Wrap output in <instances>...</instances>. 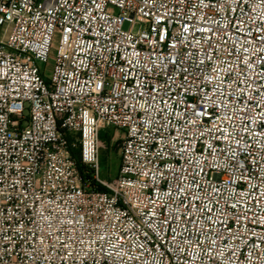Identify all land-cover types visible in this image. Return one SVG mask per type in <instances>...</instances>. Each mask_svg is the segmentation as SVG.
<instances>
[{
  "label": "built area",
  "instance_id": "1",
  "mask_svg": "<svg viewBox=\"0 0 264 264\" xmlns=\"http://www.w3.org/2000/svg\"><path fill=\"white\" fill-rule=\"evenodd\" d=\"M0 29V264H264V0H0ZM109 126L101 191L73 150L97 170Z\"/></svg>",
  "mask_w": 264,
  "mask_h": 264
},
{
  "label": "rangeland",
  "instance_id": "2",
  "mask_svg": "<svg viewBox=\"0 0 264 264\" xmlns=\"http://www.w3.org/2000/svg\"><path fill=\"white\" fill-rule=\"evenodd\" d=\"M125 30H129L130 24L125 23L123 25ZM2 31L0 29V38ZM54 61L50 60L47 67L46 73L50 74ZM122 137L121 131L116 128L109 126L106 127L101 133L99 138V159H98V168H93L91 165H88L93 169L94 173L90 179V183L94 189H99V187L104 186L101 183L112 182L118 176L120 168V139Z\"/></svg>",
  "mask_w": 264,
  "mask_h": 264
},
{
  "label": "trees",
  "instance_id": "3",
  "mask_svg": "<svg viewBox=\"0 0 264 264\" xmlns=\"http://www.w3.org/2000/svg\"><path fill=\"white\" fill-rule=\"evenodd\" d=\"M73 156H74V159L77 162L78 168H79L84 180L91 182L90 179L92 178L91 176L94 173V171L87 164L82 162L80 150L79 149H74L73 150ZM96 190H101L102 191V190H104V188L103 187H99V189H96Z\"/></svg>",
  "mask_w": 264,
  "mask_h": 264
}]
</instances>
